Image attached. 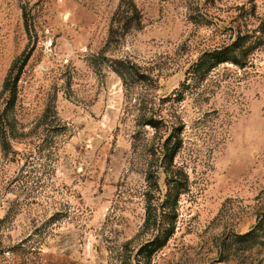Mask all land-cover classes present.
I'll use <instances>...</instances> for the list:
<instances>
[{
	"label": "rangeland",
	"instance_id": "obj_1",
	"mask_svg": "<svg viewBox=\"0 0 264 264\" xmlns=\"http://www.w3.org/2000/svg\"><path fill=\"white\" fill-rule=\"evenodd\" d=\"M130 1L141 27L111 31ZM253 4L257 26L264 0H0V264H147L148 208L175 227L150 264H264V47L191 74Z\"/></svg>",
	"mask_w": 264,
	"mask_h": 264
},
{
	"label": "trees",
	"instance_id": "obj_2",
	"mask_svg": "<svg viewBox=\"0 0 264 264\" xmlns=\"http://www.w3.org/2000/svg\"><path fill=\"white\" fill-rule=\"evenodd\" d=\"M130 3L131 6H128L127 8L122 3L119 5L113 18L111 31L114 29V24L117 21L119 22V26L123 29V33L128 32L130 29L141 27L140 11L135 2L130 1ZM242 10L246 11L244 6L242 7ZM240 17L241 18L235 27L236 36L234 40L223 46L205 51L200 59L192 66V75L204 79L215 68L227 63L240 68L251 65L250 63L255 52L264 47V18H260L261 22L257 26L253 24L256 18L259 17L255 4H253L249 10L244 12L243 15L241 14ZM24 62H26V60ZM19 70L21 71V69ZM20 71L14 77L11 76L4 85L5 90H10V102H14L16 98V84L19 79ZM119 73L122 75L121 71ZM7 111L8 108H4L2 111L0 110V133L4 141H7L9 137V127L6 119ZM161 121L162 120L156 118H150L149 120H146L145 125L158 129ZM181 147L182 140L179 137H177L174 142H171L170 140L166 141L163 145L162 164L160 165L165 174L166 185L169 187L173 186V188L178 191L184 187L185 180L183 179H186L183 170L174 164L175 157ZM169 198L170 195L167 199ZM164 214L165 216H158L148 208L145 225L149 227L151 222L159 225V234L156 235L154 240L141 248L145 255L144 257L148 260L147 264H150L151 258L155 252L165 246L170 236L175 232V227L170 221L172 219V214Z\"/></svg>",
	"mask_w": 264,
	"mask_h": 264
}]
</instances>
